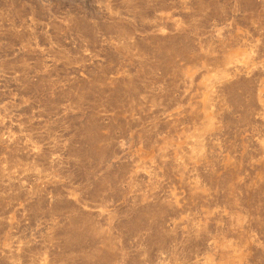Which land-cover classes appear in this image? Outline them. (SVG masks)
I'll return each mask as SVG.
<instances>
[{"label":"rangeland","instance_id":"rangeland-1","mask_svg":"<svg viewBox=\"0 0 264 264\" xmlns=\"http://www.w3.org/2000/svg\"><path fill=\"white\" fill-rule=\"evenodd\" d=\"M0 264H264V0H0Z\"/></svg>","mask_w":264,"mask_h":264},{"label":"bare ground","instance_id":"bare-ground-1","mask_svg":"<svg viewBox=\"0 0 264 264\" xmlns=\"http://www.w3.org/2000/svg\"><path fill=\"white\" fill-rule=\"evenodd\" d=\"M135 223H136V222H135ZM135 223H134V224H135ZM73 224H74V223H73ZM137 226H138V224H137ZM134 227H135V226H134ZM77 228H78V227H77ZM79 228H80V227H79ZM77 234H78V233H77ZM71 235H72V233H71ZM74 235H75V234H74ZM74 235H73V236H74ZM84 235H85V234H84ZM80 236H82V235H78V237H80ZM75 237H76V236H75ZM76 238H77V237H76ZM74 240H75V239H74ZM91 255H92V254H91ZM96 255H97V254H96ZM93 257H94V256H93ZM91 258H92V256H91ZM92 259H93V258H92ZM106 259H107V257H106Z\"/></svg>","mask_w":264,"mask_h":264}]
</instances>
